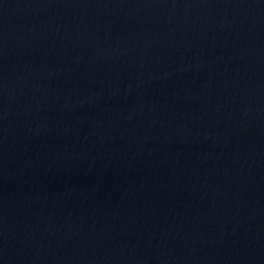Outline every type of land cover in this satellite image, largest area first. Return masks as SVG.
<instances>
[{"label": "water", "instance_id": "95a60500", "mask_svg": "<svg viewBox=\"0 0 264 264\" xmlns=\"http://www.w3.org/2000/svg\"><path fill=\"white\" fill-rule=\"evenodd\" d=\"M0 264H264V0H0Z\"/></svg>", "mask_w": 264, "mask_h": 264}]
</instances>
